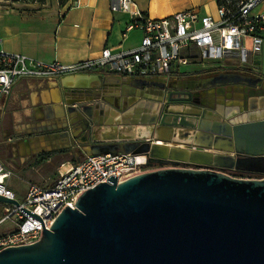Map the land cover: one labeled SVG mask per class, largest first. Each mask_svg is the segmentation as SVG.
<instances>
[{"label":"water","instance_id":"water-1","mask_svg":"<svg viewBox=\"0 0 264 264\" xmlns=\"http://www.w3.org/2000/svg\"><path fill=\"white\" fill-rule=\"evenodd\" d=\"M262 81L260 76L235 72L214 79L222 91L229 84L256 86ZM154 83L164 88L163 83ZM178 99L185 98L169 97ZM169 106L164 104L154 140L194 148L149 143L148 138L141 145L136 140L94 142L84 148L86 155L141 150L149 153L151 162L162 165L187 161L264 172V111L234 120L237 114L227 111L207 116L202 105L197 112ZM80 110L84 112L85 105ZM71 112L80 111L69 106L66 116L71 117ZM71 134L76 133L71 129ZM227 152L245 155L235 159ZM114 175L83 191L75 208L64 207L36 242L1 249L0 264H264V177L178 166L120 182ZM0 201L18 205L16 199L3 195Z\"/></svg>","mask_w":264,"mask_h":264},{"label":"crops","instance_id":"crops-1","mask_svg":"<svg viewBox=\"0 0 264 264\" xmlns=\"http://www.w3.org/2000/svg\"><path fill=\"white\" fill-rule=\"evenodd\" d=\"M135 2L152 18H162L193 7H198L201 14H215L217 9V0ZM72 4L73 0H0V49L45 62L72 65L98 57L105 47L119 52L139 46L142 33L137 29L125 32L131 17L126 13L112 12L108 8L109 0H79L77 6ZM258 10L264 11V1L260 2ZM259 61L255 59L254 73L250 77L264 78ZM188 67L191 68L176 79L177 84L191 87V82L202 78L197 75L198 72L206 70L202 66ZM216 70L213 76L244 73L241 69ZM99 76L107 80H101ZM143 79L149 83L139 85V80ZM176 80L131 78L95 72L70 73L54 80L19 79L0 103V161L11 171L6 179L7 186L14 191L17 200H22L31 184L42 187L53 184L58 178L60 163L76 162L68 138L72 137L71 129L75 135H84L77 130L81 121L79 116L82 119H95L84 135L91 143L154 140L156 124L153 117L158 105L166 102L164 93ZM154 82L163 83L164 88ZM223 88V92L211 96L214 113L227 111L237 114V117L264 111L262 87L242 82ZM259 89L262 95H249V92ZM88 90L95 93H87ZM200 103H203L201 98ZM84 105L86 110L82 112L80 108ZM69 106L78 108V115L71 112V117L66 116ZM169 107L182 109L180 104ZM187 108L184 105L183 109ZM65 123L67 129L60 128ZM149 125L150 131H147ZM65 130L69 136H61ZM89 146L87 144L84 148ZM5 207L6 203L0 201V220ZM2 224L0 235L15 227L13 220L9 225Z\"/></svg>","mask_w":264,"mask_h":264},{"label":"built area","instance_id":"built-area-1","mask_svg":"<svg viewBox=\"0 0 264 264\" xmlns=\"http://www.w3.org/2000/svg\"><path fill=\"white\" fill-rule=\"evenodd\" d=\"M264 0H217L215 14H201L198 7L177 11L162 18L143 12L135 0H109L112 12L129 14L125 32L139 30L136 48L113 52L105 47L96 58L72 65L45 62L0 49V103L19 79L54 80L70 73L114 74L123 77L165 78L183 76V66L199 64L208 69H253L255 56L264 43ZM79 0H73L74 6ZM1 41V39H0ZM147 151H119L85 155L79 161L60 163L58 178L47 187L31 184L22 200L7 186L11 171L0 161V195L16 199L6 203L0 223L13 220L15 227L0 235V250L31 244L49 230L56 216L74 203L85 190L115 174L118 182L133 175L161 168L149 166ZM247 177V176H244Z\"/></svg>","mask_w":264,"mask_h":264},{"label":"flooded vegetation","instance_id":"flooded-vegetation-1","mask_svg":"<svg viewBox=\"0 0 264 264\" xmlns=\"http://www.w3.org/2000/svg\"><path fill=\"white\" fill-rule=\"evenodd\" d=\"M253 69L250 70H243L241 69V71H243L244 75L247 76H251V74H253L254 72L252 71ZM217 71V70H216ZM214 71V72H216ZM222 71V70H220ZM213 72V73H214ZM213 73H209L207 74L206 77H202L201 80L199 81H193L190 84H193V86L188 87V85L185 84H177V80L174 81L173 86L169 89V91H166L164 94H166V102L164 104H180L182 106H188L187 109H189V111L191 112H197L198 111V107H200L201 105L203 106V109L206 110L205 114L207 116L209 115H213L214 113V107L211 105L212 104V100H211V96L214 94L216 95L218 92H223L220 87L221 85L218 82H214V79H219L220 78V74L219 76H213ZM259 77V76H258ZM253 78V77H252ZM256 78V77H255ZM257 86H259L260 88L262 87V90H264V81H262L261 84H257ZM218 87H219V91H218ZM81 90V89H78ZM261 89H259L260 91ZM261 90V91H262ZM89 91V90H88ZM205 92L204 94L200 95L201 93ZM179 92V93H177ZM181 92H185V94H182ZM87 93H95L92 91H89ZM188 93L190 94V100H187ZM169 97L172 98H185V99H178V100H169ZM200 98L202 99L203 103H200ZM164 104H159L158 105V109L156 110V116L153 117V119H156L155 124H158L160 119H162V114L164 113ZM179 108V107H177ZM186 109V110H187ZM180 110H185V109H180ZM201 112V110H199ZM202 113V112H201ZM168 116H164V120L168 121V120H172L171 118H167ZM94 118H83L79 123H78V128L77 130L83 132V134L85 135L86 132H88L91 127L92 124L95 122ZM150 128V125H149ZM75 133V131H74ZM84 135H82L81 133L79 135H75L72 136L70 138L71 141V147H69L72 150V155L75 159L79 158L81 159L82 157H84L86 155L85 150H84V146L87 144H92L91 142L86 140V136L84 137ZM142 138V137H140ZM136 141L139 142V145L145 143L146 141H148L147 139H136ZM149 143H157V144H162L161 142L157 141V140H150ZM175 145H179V143H176ZM183 147L188 148V149H192L194 148L193 145L191 144H185ZM196 149H199V147H195ZM226 154L231 155L233 158H240L242 156H244V153H236V152H227ZM148 165L149 166H160V167H173V166H178V167H193V168H210V169H215V170H222V171H226V173L230 174V175H236V176H247V177H264V172H250V171H244V170H238L235 168H229V167H221L218 165H204V164H197V163H191V162H187V161H177L176 163L174 162H168L164 165L159 164V163H154L151 162L150 160H148Z\"/></svg>","mask_w":264,"mask_h":264},{"label":"rangeland","instance_id":"rangeland-1","mask_svg":"<svg viewBox=\"0 0 264 264\" xmlns=\"http://www.w3.org/2000/svg\"><path fill=\"white\" fill-rule=\"evenodd\" d=\"M255 59H259L260 61V70L262 71V73H264V43H262V50L258 53V55L255 56ZM188 66H200L199 64H189V65H186V66H183L181 68L182 71H186L188 69H190L191 67H188ZM214 71H216V69H206V70H201L198 72L197 75H200L201 77H206L207 74L209 73H213ZM193 75V74H192ZM192 75H188V76H192ZM262 76H264V74H262ZM203 93H201L200 95H202ZM161 143H163L162 140H159ZM170 144H173V143H170ZM182 145V144H181ZM184 146V145H183ZM11 219L9 220H6V221H3V224L2 226H6V225H9L11 224Z\"/></svg>","mask_w":264,"mask_h":264},{"label":"bare ground","instance_id":"bare-ground-1","mask_svg":"<svg viewBox=\"0 0 264 264\" xmlns=\"http://www.w3.org/2000/svg\"><path fill=\"white\" fill-rule=\"evenodd\" d=\"M184 108V106H182V109ZM187 111H189V109H187ZM190 112V111H189ZM236 118H238V119H244V116L243 115H241V116H239V117H235V118H233L234 120L236 119ZM237 120V119H236ZM147 127H145V129H146ZM147 131H150V129H149V127L146 129ZM114 136H116V135H113L112 137H114ZM139 137H144V136H139ZM157 144V143H156ZM162 144H166V145H168V146H174L175 145V143H173V144H170V143H165V142H163ZM176 147H181V148H184L183 147V145H175Z\"/></svg>","mask_w":264,"mask_h":264},{"label":"trees","instance_id":"trees-1","mask_svg":"<svg viewBox=\"0 0 264 264\" xmlns=\"http://www.w3.org/2000/svg\"><path fill=\"white\" fill-rule=\"evenodd\" d=\"M12 1H16V0H12ZM39 1H42V0H39Z\"/></svg>","mask_w":264,"mask_h":264}]
</instances>
